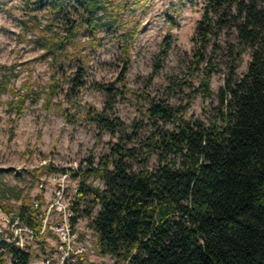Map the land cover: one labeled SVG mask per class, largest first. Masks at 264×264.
Returning a JSON list of instances; mask_svg holds the SVG:
<instances>
[{
	"label": "trees",
	"instance_id": "trees-1",
	"mask_svg": "<svg viewBox=\"0 0 264 264\" xmlns=\"http://www.w3.org/2000/svg\"><path fill=\"white\" fill-rule=\"evenodd\" d=\"M45 1L55 13L62 11L66 1L78 17L64 16L67 32L56 39L45 36L43 53L60 68L68 62L79 64V73L71 81L70 106L77 105V93L85 86L82 77L87 56L74 51L82 45L77 37L84 25L94 45L99 44L98 28L122 29L123 58L115 81L125 86L131 63L128 51L138 33L137 23L129 27L126 22L125 11L147 0ZM101 17H106L103 22ZM223 30L234 33V40L227 46V72L218 93L219 118L209 126L186 117L190 101L174 106L150 100L145 115L153 128L143 135L128 132L117 116L106 115L123 91L113 83L92 84L105 93V108L88 107L86 116L104 130L121 132L119 141L100 157L97 166L88 165L78 189L86 205L99 206L94 215L88 207L80 214L88 219L100 253L124 264H264V0H204L190 39L195 48L191 70L204 61L210 42L217 46ZM243 53L248 61L245 71L237 75L234 65ZM213 66L204 67L200 79L199 88L205 95ZM60 83L61 78L52 71L47 90L31 91L32 100L44 93L48 109ZM29 87L22 83L26 93H19L0 79V96L5 90L17 96L11 103L13 120L26 107ZM65 111V116L70 114V109ZM151 157L155 164L149 168ZM43 170L56 169L47 164L35 171ZM90 175L101 179L103 187L86 184ZM6 192L21 198V190ZM28 201L27 195L22 197L16 214L37 229L40 222L34 219L36 211L29 208ZM77 206L75 202L71 209L78 212Z\"/></svg>",
	"mask_w": 264,
	"mask_h": 264
},
{
	"label": "rangeland",
	"instance_id": "rangeland-1",
	"mask_svg": "<svg viewBox=\"0 0 264 264\" xmlns=\"http://www.w3.org/2000/svg\"><path fill=\"white\" fill-rule=\"evenodd\" d=\"M203 4L204 0H147L126 9V22L129 27L137 23L138 33L128 51L131 63L125 86L115 81L123 58L122 29L98 28L99 44L94 45L84 25L77 37L82 45L74 51L78 56H87L82 77L85 86L77 93V105L71 107V81L79 73V64L68 62L60 68L49 56L43 55L45 36L56 39L57 35H65L69 24L64 16L73 20L78 18L71 5L64 1L62 11L55 13L44 0H0V79L6 80L8 86L19 93H26L21 90L22 83L27 82L30 86L26 107L16 120H13L15 109L11 104L17 98L16 93L5 90L0 96V195L1 204L9 208L6 210L1 204L0 207L16 212L22 197L27 195L29 208L36 211L33 215L36 222L49 204L60 207L61 212L53 208L51 224L65 220L76 233L79 264H124L109 254L100 253L88 219L80 214L85 207L90 209L91 215L99 209V206L86 205L78 196L85 169L88 165L97 166L100 157L121 136V132L104 130L86 116L88 107L96 111L105 108V93L96 90L92 84L113 83L115 88L123 91L106 109V115L117 116L128 132L133 130L143 135L153 128L152 120L145 115L150 100H161L174 106L190 101L186 117L199 119L209 126L219 118L218 93L227 72V46L234 40V33L223 30L217 46L213 47V41L210 42L204 61L191 70L195 48L190 39ZM105 18L100 20L103 22ZM234 52L233 49L230 56ZM247 61L246 53L236 60L234 70L237 75L245 71ZM213 64L209 93L205 95L199 88L200 79L204 67ZM155 65L156 73L150 76ZM52 71L61 78V83L53 104L46 109L45 94L33 101L30 92L46 91ZM66 109H70L67 116ZM147 163L149 168L152 167L154 157ZM47 164L56 170H43L39 174L35 171ZM63 174L65 177L61 179ZM85 183L103 187L102 180L92 175L86 177ZM7 190H21V198L11 197ZM75 202L78 203L76 213L71 209Z\"/></svg>",
	"mask_w": 264,
	"mask_h": 264
},
{
	"label": "built area",
	"instance_id": "built-area-1",
	"mask_svg": "<svg viewBox=\"0 0 264 264\" xmlns=\"http://www.w3.org/2000/svg\"><path fill=\"white\" fill-rule=\"evenodd\" d=\"M53 208L61 212L49 204L36 229L16 212L0 207V264H79L77 235L65 220L51 224Z\"/></svg>",
	"mask_w": 264,
	"mask_h": 264
}]
</instances>
